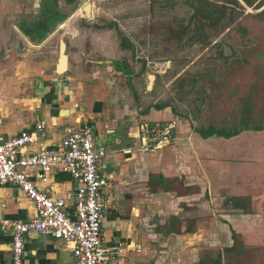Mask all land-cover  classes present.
Instances as JSON below:
<instances>
[{
  "label": "crops",
  "instance_id": "crops-1",
  "mask_svg": "<svg viewBox=\"0 0 264 264\" xmlns=\"http://www.w3.org/2000/svg\"><path fill=\"white\" fill-rule=\"evenodd\" d=\"M17 3L0 0V139L43 123L46 145L55 147L65 128L89 125L107 153L103 241L119 247V264L224 263L234 245L230 226L255 231V216L223 203L225 195L242 193L240 171L254 168L255 133L230 140L193 133L187 120L154 98L159 88L154 82L148 89L150 74L137 71L146 67L140 58L133 72L128 41L116 43L110 31L75 23L85 17L83 3L70 14L60 0H29L23 10ZM145 124L169 126L170 144L143 147ZM37 172L28 174L38 189L71 209L70 177L52 169L43 184ZM34 216L16 185H0V264H14L12 231L3 223ZM72 251L51 234L30 233L21 264H73Z\"/></svg>",
  "mask_w": 264,
  "mask_h": 264
},
{
  "label": "rangeland",
  "instance_id": "rangeland-1",
  "mask_svg": "<svg viewBox=\"0 0 264 264\" xmlns=\"http://www.w3.org/2000/svg\"><path fill=\"white\" fill-rule=\"evenodd\" d=\"M248 1L252 5L242 0H89L93 14L75 23L110 31L116 43L128 41L133 72L140 58L146 67L137 71L150 74L148 89L154 82L159 88L154 98L182 119H191L197 128L211 124L230 132L247 119L255 125L264 121V76L255 61L256 30L264 27V15L257 17L255 0ZM61 2L69 14L80 6L79 1ZM17 5L21 10L30 6L29 0ZM238 82V95L226 97ZM252 181L248 177L245 183Z\"/></svg>",
  "mask_w": 264,
  "mask_h": 264
},
{
  "label": "built area",
  "instance_id": "built-area-1",
  "mask_svg": "<svg viewBox=\"0 0 264 264\" xmlns=\"http://www.w3.org/2000/svg\"><path fill=\"white\" fill-rule=\"evenodd\" d=\"M143 147L165 145L170 127L145 124ZM58 145L45 142V125L0 139V185L14 184L34 206L35 216L26 222H5L12 231L11 252L14 264H21L26 237L30 233L51 234L73 248V264H119V247H107L102 225L106 213L107 181L102 174L106 151L96 144L92 127L65 128ZM35 146L33 153L24 150ZM38 170L37 179L45 184L52 169L71 180L72 208L64 199L49 198L30 180L29 170Z\"/></svg>",
  "mask_w": 264,
  "mask_h": 264
},
{
  "label": "flooded vegetation",
  "instance_id": "flooded-vegetation-1",
  "mask_svg": "<svg viewBox=\"0 0 264 264\" xmlns=\"http://www.w3.org/2000/svg\"><path fill=\"white\" fill-rule=\"evenodd\" d=\"M78 1L80 2V4L82 3L80 0ZM260 3H263V1L255 0V15L257 17H261L264 15V7L260 9ZM82 13L85 15V17H89L90 15L88 14L87 16L84 12ZM217 22H215V24H217ZM263 30L264 27L261 29V31ZM261 31L258 29L256 30V32L259 34V46H257V48L255 49V61L257 60L258 62H260L259 67L262 69V74L264 76V31ZM239 90L240 84L238 82L234 86V89L229 90L228 93L225 94V96H237ZM175 113H177L181 118L179 112L175 111ZM248 120L249 119H247L246 123H241L239 125L233 124L234 126H232V131L224 132L217 131L214 128L215 125L211 124L207 127L201 126L197 128L193 125V121L191 119H187V121L190 123L192 132L199 135L204 140L209 138L230 140L244 132L255 133V140L253 139L254 141L251 142V144H253L254 146L252 155L254 159V168L252 170L243 168L240 171V175H242L240 184L242 195H227L228 197H225L223 200V203L226 205V207H230V210L241 212L244 215L246 214L255 216V231H252V233L248 232V227L243 225L240 226L241 229L236 232V230L231 227L233 225H231L230 230L233 235L234 245L230 249L226 261L221 264H264V121L263 123L255 125V120H252V122L251 120ZM170 133H172V130H170ZM204 135L207 136L204 137ZM171 137L172 136H170L168 143L165 145H159L157 147L150 148L146 146L144 147L147 149L165 147L166 145L170 144ZM249 153H251V151H249ZM248 177H251L253 181L249 184H246L245 181H247ZM248 249L252 250V252H249Z\"/></svg>",
  "mask_w": 264,
  "mask_h": 264
},
{
  "label": "water",
  "instance_id": "water-1",
  "mask_svg": "<svg viewBox=\"0 0 264 264\" xmlns=\"http://www.w3.org/2000/svg\"><path fill=\"white\" fill-rule=\"evenodd\" d=\"M80 1L83 3V12L88 16V14L90 13V9H91V4L89 3V0H80ZM86 9H88L89 12L86 11ZM153 79H155V77H153Z\"/></svg>",
  "mask_w": 264,
  "mask_h": 264
},
{
  "label": "trees",
  "instance_id": "trees-1",
  "mask_svg": "<svg viewBox=\"0 0 264 264\" xmlns=\"http://www.w3.org/2000/svg\"><path fill=\"white\" fill-rule=\"evenodd\" d=\"M244 2H246V3H249L250 5H252V3L251 2H249L248 0H243ZM122 48H123V46H122ZM207 135H204V137H206Z\"/></svg>",
  "mask_w": 264,
  "mask_h": 264
}]
</instances>
